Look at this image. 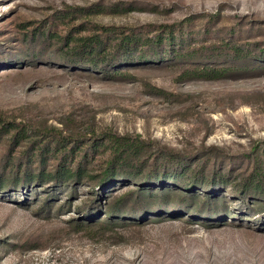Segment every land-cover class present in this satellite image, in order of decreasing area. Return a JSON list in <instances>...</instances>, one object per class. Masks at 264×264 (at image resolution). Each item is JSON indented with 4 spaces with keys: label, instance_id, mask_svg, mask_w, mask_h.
<instances>
[{
    "label": "rangeland",
    "instance_id": "1",
    "mask_svg": "<svg viewBox=\"0 0 264 264\" xmlns=\"http://www.w3.org/2000/svg\"><path fill=\"white\" fill-rule=\"evenodd\" d=\"M0 264H264V0H0Z\"/></svg>",
    "mask_w": 264,
    "mask_h": 264
},
{
    "label": "trees",
    "instance_id": "2",
    "mask_svg": "<svg viewBox=\"0 0 264 264\" xmlns=\"http://www.w3.org/2000/svg\"><path fill=\"white\" fill-rule=\"evenodd\" d=\"M172 34L166 35V38L170 39ZM163 41L159 40V42ZM71 43V44H70ZM104 41L100 40H93L91 38H73L67 46L71 49L74 53L72 56L74 58L81 59L82 61L88 62L92 65H102L108 62H113L118 59L115 55H111L112 57L107 60V52L108 47L103 48ZM136 37H134L132 34L126 37H121V40L119 44H116L114 46L117 47L115 50L116 53H119L122 51L124 53L125 51L130 52H136V48L139 46ZM111 47V46H110ZM105 66V65H104ZM111 142V160L109 169L104 174V180L100 184H104L109 179V172H113L116 170V168H120L123 163L122 161H125V159H128L131 157V155L136 154L138 152V147L133 145L132 143H129V140L123 137H111L109 139ZM65 164L64 162H61L59 167L56 169V172L53 175V179L57 180L59 183L64 182L70 179V177L78 180L81 176V170L77 169L76 173L73 174L68 170L66 167L64 168ZM41 174V173H40ZM112 174H110L111 176ZM113 176V175H112ZM40 178V175H39ZM104 181V182H103Z\"/></svg>",
    "mask_w": 264,
    "mask_h": 264
}]
</instances>
